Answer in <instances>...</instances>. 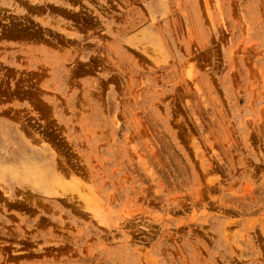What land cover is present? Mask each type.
Masks as SVG:
<instances>
[{
	"label": "rangeland",
	"instance_id": "obj_1",
	"mask_svg": "<svg viewBox=\"0 0 264 264\" xmlns=\"http://www.w3.org/2000/svg\"><path fill=\"white\" fill-rule=\"evenodd\" d=\"M0 264H264V0H0Z\"/></svg>",
	"mask_w": 264,
	"mask_h": 264
}]
</instances>
